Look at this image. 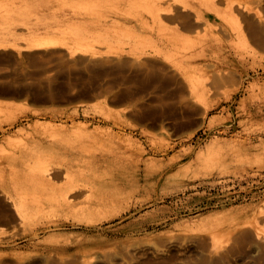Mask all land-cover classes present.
I'll return each instance as SVG.
<instances>
[{
  "label": "rangeland",
  "instance_id": "1",
  "mask_svg": "<svg viewBox=\"0 0 264 264\" xmlns=\"http://www.w3.org/2000/svg\"><path fill=\"white\" fill-rule=\"evenodd\" d=\"M38 138L91 214L16 193ZM0 264H264V0H0Z\"/></svg>",
  "mask_w": 264,
  "mask_h": 264
},
{
  "label": "bare ground",
  "instance_id": "2",
  "mask_svg": "<svg viewBox=\"0 0 264 264\" xmlns=\"http://www.w3.org/2000/svg\"><path fill=\"white\" fill-rule=\"evenodd\" d=\"M32 144L34 147L28 146L10 158V164L16 166L13 170L16 193H23L22 191L36 184H46L54 192V205L61 210L74 218L91 214L95 204L104 200L103 185L107 184H95L92 181L85 183L86 170L74 169L80 159L65 153L64 147L55 140L50 139L45 144L44 140L38 138ZM29 155H36L35 159L28 157ZM27 158H32L33 162H27ZM92 163L93 161H88L89 166ZM60 178L61 181H58Z\"/></svg>",
  "mask_w": 264,
  "mask_h": 264
}]
</instances>
